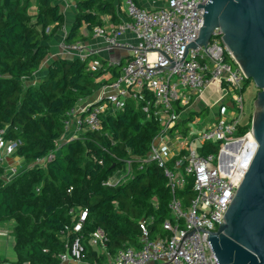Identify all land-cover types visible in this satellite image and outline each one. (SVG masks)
I'll use <instances>...</instances> for the list:
<instances>
[{"label": "trees", "instance_id": "1", "mask_svg": "<svg viewBox=\"0 0 264 264\" xmlns=\"http://www.w3.org/2000/svg\"><path fill=\"white\" fill-rule=\"evenodd\" d=\"M74 1L76 12L66 42L83 40V28L92 33L95 27H104L106 15L117 25L121 22L122 0ZM65 23L61 1L0 0V133L18 143L14 156L28 165L7 181L6 164L0 163V221L16 222L17 256L14 263L0 257V264H60L61 253L77 235L66 227H72L83 210H87L81 232L87 250L84 261L90 263L106 264L121 248L139 246L144 218L153 217L149 225L153 236L168 234L163 227L171 218L167 177L155 163L139 169L136 159L149 155L161 128L156 117L143 111L151 95L138 101L129 96L124 109L102 118L100 129L61 141L72 109L112 83L129 58L111 65L103 59L102 69L93 71L89 62L95 55L59 56L42 70L50 43ZM41 71L40 80L33 83ZM252 82L247 79L244 92ZM251 116L238 134L251 128ZM202 147L204 152L214 149L211 143ZM52 151V159L37 164ZM128 158L134 159L132 176L118 186L106 184L124 170ZM193 194L190 177L178 195L188 203ZM98 228L108 236L107 252L100 253L89 243Z\"/></svg>", "mask_w": 264, "mask_h": 264}, {"label": "built area", "instance_id": "2", "mask_svg": "<svg viewBox=\"0 0 264 264\" xmlns=\"http://www.w3.org/2000/svg\"><path fill=\"white\" fill-rule=\"evenodd\" d=\"M61 1V0H58ZM209 0H168L163 6L146 8L135 0H122L127 18L116 27L94 28V36L103 37L109 49L122 48L129 57L119 76L104 85L91 103L72 109L65 120L66 132L61 141L79 137L88 130H98L102 118L124 109L128 97L140 100L146 95L143 111L147 117L159 120L160 131L151 143L148 156L136 158L138 168L155 163L164 170L171 189L169 208L171 218L164 221L168 234L153 236L149 225L152 218L140 221L139 246L121 248L106 264H219L208 240L209 232L224 222L226 212L258 149L252 129L238 134L245 114L244 86L247 76L222 40L220 30L207 46L197 49L188 45L198 39ZM105 19V18H104ZM85 29V28H84ZM87 29V28H86ZM131 33L134 43L123 40ZM63 54L85 59L99 51H88L81 41L61 44ZM229 56V59L227 58ZM89 67L102 69L103 62L92 58ZM219 83L225 87L228 99L220 103L217 116L201 122L193 115L189 105L194 97L203 96L205 88ZM250 116H248V119ZM247 119V120H248ZM198 127L181 130L183 123ZM182 134L185 138L182 140ZM211 143L214 149L204 152L203 145ZM18 143L0 133V163L6 164L7 181L18 175L24 163L14 156ZM55 152L37 161L43 164ZM133 160L128 158L125 168L110 177L106 184L118 186L133 174ZM192 177L193 197L185 203L178 190ZM66 231L77 233L66 251L60 255V264L84 261L85 236L81 233L87 210ZM89 243L103 252L108 250V236L102 228L92 232Z\"/></svg>", "mask_w": 264, "mask_h": 264}, {"label": "water", "instance_id": "3", "mask_svg": "<svg viewBox=\"0 0 264 264\" xmlns=\"http://www.w3.org/2000/svg\"><path fill=\"white\" fill-rule=\"evenodd\" d=\"M198 39L207 46L216 29L248 79L259 89L251 129L257 152L226 212L208 240L219 264H264V0H209Z\"/></svg>", "mask_w": 264, "mask_h": 264}, {"label": "crops", "instance_id": "4", "mask_svg": "<svg viewBox=\"0 0 264 264\" xmlns=\"http://www.w3.org/2000/svg\"><path fill=\"white\" fill-rule=\"evenodd\" d=\"M63 1L66 2L65 5L64 4L62 5L64 12L66 14V23L63 26V28L57 33L56 39H54L50 43L51 44V53H50L49 58L44 62L42 70H44V68L46 69L47 64L49 63L50 60H52L56 57H59V56H64L61 44L63 43V41L66 37V34L69 32V30L73 24L76 10H75V4H72V1H70V0H63ZM167 1L168 0H138V2L142 6H144L146 8H151V9L157 8L159 6H163L167 3ZM69 2H71L70 3L71 5L68 4ZM118 14H119V18H120L121 22H123L127 18L126 14L124 12L123 3L121 6V11L118 12ZM105 22H106L105 26H107V27H116L117 26V24H115V22L112 21L110 15L105 16ZM82 34H84L85 38L83 40H77V41L83 42V44H85V47L88 51H90V50L99 51L97 53V55H95L96 57H94V58H99L101 60L104 59V61H107V62L108 61L109 62H115V61H119L123 55L127 54L126 51L122 48L109 49L107 44H106V41L103 37L94 36L86 28L82 29ZM123 40H127V41L134 43V38H133L131 33H127L124 36ZM65 56L75 57L74 55H70V54H66ZM43 72L44 71H41V73H38L35 75L33 83H37L40 80L41 76L43 75ZM210 91L212 93L211 97H213V98H210L208 96ZM95 96H96V94L92 97H89L88 99L81 100L77 106L79 107V106L85 105L87 103L88 104L91 103ZM227 99H228V96H227L225 87L221 86L217 82H214L213 84H210L205 88L203 96L194 97L191 100V103L189 105V107H191L190 108L191 114L193 113V115H197L199 113L205 112L206 114L209 115V119H207L206 121H211L215 118L214 116H217V114H218L217 112L215 114L212 113V111H211L212 106H214L216 104H218V106H219L220 103H222L223 101H225ZM195 105H198V110L201 112H198L197 110H195V108H194ZM206 121H204V122H206ZM15 225H16L15 220L0 221V257L11 262V263H14L17 259L16 250H15V236H14ZM95 249H97V248H95ZM97 250L100 253L103 252L100 249H97ZM67 264H102V263H99V262L90 263L88 261L70 260L67 262Z\"/></svg>", "mask_w": 264, "mask_h": 264}, {"label": "rangeland", "instance_id": "5", "mask_svg": "<svg viewBox=\"0 0 264 264\" xmlns=\"http://www.w3.org/2000/svg\"><path fill=\"white\" fill-rule=\"evenodd\" d=\"M70 1H72V4H75V1L74 0H70ZM71 2H69L68 4H70ZM61 4L63 5H65L66 4V2H64L63 0H61ZM71 5V4H70ZM73 6V5H72ZM35 11V8H32L31 9V12H34ZM54 39H56V36H55V38ZM65 56V55H64ZM44 71H45V68H44ZM213 92V91H212ZM259 92V89L255 86V84L252 82L251 83V85L247 88V90H246V92H245V98H246V106H245V114L243 115V117H242V121H247V119H248V116H253V113H254V111H255V100H256V96H257V93ZM211 91H210V93H209V97L210 98H213V97H211ZM98 97V93L96 94V96L94 97V99H93V101L96 99ZM92 101V102H93ZM189 108H191V107H189ZM195 110H197L198 112H201V111H199L198 110V105H195ZM193 109V108H192ZM219 109V106H218V104H216V105H214V106H212V109H211V111H212V113H216L217 112V110ZM251 116V117H252ZM196 117H200L201 118V122H204V121H206L207 119H209V115L208 114H206L205 112H203V113H199V114H197L196 115ZM190 127H194V129H197V125L196 124H193L191 121L190 122H187V123H183L182 124V126H181V130H183V129H189ZM185 138V135L184 134H182V140ZM24 167L25 168H27L28 167V165H26L25 166V164H24ZM24 168V169H25ZM23 170V168H20V171H22Z\"/></svg>", "mask_w": 264, "mask_h": 264}]
</instances>
